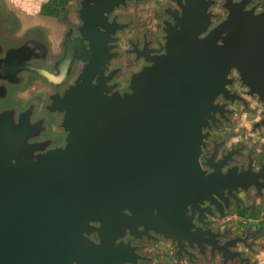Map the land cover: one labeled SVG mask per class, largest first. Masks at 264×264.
Wrapping results in <instances>:
<instances>
[{
  "label": "water",
  "instance_id": "obj_1",
  "mask_svg": "<svg viewBox=\"0 0 264 264\" xmlns=\"http://www.w3.org/2000/svg\"><path fill=\"white\" fill-rule=\"evenodd\" d=\"M124 2L110 0V10ZM177 2L163 52L145 56L126 90L108 83L97 42L82 56L51 105L63 112L62 147L33 157L23 126L0 119V264H138L120 239L125 228L159 233L178 254L209 247L221 264L248 262L235 248L250 247L247 233L220 240L206 219L226 218L250 190L262 196L264 159L243 145L220 150L223 141L200 155L211 128L229 119L226 101L246 103L234 80L264 108V9L222 3L227 12L213 22V0Z\"/></svg>",
  "mask_w": 264,
  "mask_h": 264
},
{
  "label": "flooded vegetation",
  "instance_id": "obj_2",
  "mask_svg": "<svg viewBox=\"0 0 264 264\" xmlns=\"http://www.w3.org/2000/svg\"><path fill=\"white\" fill-rule=\"evenodd\" d=\"M179 1L184 3V0ZM217 1L221 15L219 20L227 12L221 6L222 3L242 2L245 8H252L254 12L264 9V0H213L208 9L217 16L218 12L212 10ZM71 2L72 0H63L61 15L47 17V24L45 22L42 30H34L33 27L34 29L19 43L9 44L0 39L2 46L0 57L9 58L12 62L11 66L7 62H2L0 66V73L3 75L0 77V85L5 87L4 94L0 96V112L11 111L15 123L20 117L24 119L27 117L30 142L43 141L50 146L64 144L65 131L59 126L61 113L56 109H50V106L54 97L60 96L80 73L87 62L82 56L92 54L94 41L97 42L95 49L102 50L105 58L103 74L108 76V83L114 82L116 73L119 72L117 67H122V63L130 68V71L148 65L145 56L163 52L161 46L164 43V27L168 26V23L173 24L172 15L181 11L177 0H125L123 5L119 4L112 10L110 0H74V5ZM215 16L212 17L213 22L216 21ZM110 37L113 40H110ZM21 44L25 45L24 48L21 50L16 48L14 52L9 53L12 47ZM66 50L73 52L77 57L69 67L56 63ZM110 52H114L111 57ZM116 59L122 62L121 66L113 64L112 61ZM18 63L21 68L17 70L15 76L7 75L9 70L18 66ZM111 70L114 71L110 75ZM19 78L26 80L25 84L32 87V91L27 95L22 96L18 89L16 90L19 82H22L18 80ZM231 88L245 97L242 93L243 88L236 80ZM235 102L240 108L243 107L239 100L226 101L228 111L226 110L225 114L230 120H232L230 116L240 110L233 106ZM258 104L250 111L260 107L259 102ZM94 225L98 226V223L94 222ZM140 228L139 226L138 229ZM127 232V228L123 229L124 242L129 239L140 249L143 242L146 244L145 240L151 241L142 233L130 236ZM89 236L94 241H99L95 231Z\"/></svg>",
  "mask_w": 264,
  "mask_h": 264
},
{
  "label": "rangeland",
  "instance_id": "obj_3",
  "mask_svg": "<svg viewBox=\"0 0 264 264\" xmlns=\"http://www.w3.org/2000/svg\"><path fill=\"white\" fill-rule=\"evenodd\" d=\"M73 1L74 0H72V2H71L72 5H74ZM218 4H219V1H217L216 4L213 5V7H212V10L214 12H218V16L216 14L217 18H214L216 21H218L220 16H221L220 10H219L220 8H219ZM120 5H122V4H120ZM46 19H47V17H45L43 15L33 16V15H30L29 13H26L25 9H23L20 5H17L16 3H13L9 0H0V39L7 41L9 44H12V43L17 44L20 41H22L25 38V36L30 31H32L34 28H35L34 30H42V27L45 26V22L47 21ZM46 24H47V22H46ZM24 46L25 45H23V44H21L20 46H14L10 49L9 53L14 52L16 50V48H17V50H21L22 48H24ZM1 48H2V46H0V50H1ZM76 58L77 57L75 56V54L73 52L66 50L62 53V55H60V58L56 61V63L59 65L65 66V67H67V66L69 67V66L73 65L74 60ZM2 62L3 63L7 62V64L9 66H11L10 64L12 63L11 59L6 58V57H0V66H1ZM112 62H113V64L117 63L120 66L122 63L118 59L113 60ZM19 63H21V62H19ZM19 63L15 69L9 70L7 75L11 74L12 77H14L17 70L19 71V69L21 68L19 66L20 65ZM16 64L17 63H15V65ZM117 68L119 69V72L116 73L117 76H115L114 82L117 83V89H119L120 91L126 90L130 75L133 72L138 71L140 68H134V69L129 71L130 68H128L125 64L123 65V63H122V67H117ZM0 77H3V75H1V73H0ZM18 80H21V79L19 78ZM74 80H75V78H74ZM21 81L22 82H19L18 86L16 87V90L18 89V93L20 95L24 96V95H27L29 92L32 91V87L27 86V84H25L26 80L22 79ZM73 81L70 82L67 85V87L70 84H72ZM241 87L243 88V90L245 89L244 86H241ZM4 92H5V87L3 85H0V96H2L4 94ZM242 93H243V91H242ZM245 98H246V103L243 104L242 108H240V106L238 105L237 102H235L233 104V106H235L236 109H240V110L238 111L237 114H235V115L232 114L230 116L232 118V120L229 121L230 118L227 121L222 120L221 123L218 124V126H219L218 129L211 128V130H210L211 133L207 137L208 143L200 155V161L204 160V158H203L204 156H208L209 152L211 151V147L213 146V143L223 141L221 147L219 146V149L220 150L227 149L228 148L227 142L231 141V139H233L237 133L235 130V125L236 124L238 125L240 123V117L242 115L243 116L249 115V114H245L244 112H253L250 110H252V108H254V106H253L254 104H255V106L259 105L258 103H256L254 101L255 98L253 99L252 97H250L248 95H245ZM52 103H51V105H52ZM20 105H22V102H20ZM50 109H52L51 106H50ZM243 109H245V110H243ZM25 112L28 115V110H26ZM58 112L61 113V121H60L59 126L62 130H64L63 125H62L63 112L62 111H58ZM1 118L2 119L3 118L10 119L13 122V124L16 126H23L24 130L28 133V136L26 137V141L29 144L36 145V149L34 148L31 150V154L33 157L37 154H41V153L46 152L48 149L62 147L65 144V137H64V144L62 146H50L49 144H47V142H43V141L30 142L28 140L29 131L27 128V126H28L27 124L29 123V121H28L27 117H25V119L23 117L22 118L20 117L18 122L15 123L14 120L12 119L11 111H3V112H0V119ZM248 118H250V117H248ZM27 121H28V123H26ZM239 129H243V125ZM65 134H66V132H65ZM243 140L244 139H240V141H235V142L231 143L232 144L231 146L232 147H236V146L242 147V145L244 144ZM246 151L250 152V149H248ZM204 168L207 169L206 166H204ZM251 192H252V190L249 191V194H251ZM247 198H249V197H247ZM206 220L209 221V224H210L213 231H216L219 229L220 232H222V231L224 232V235L220 237V240H224L225 238L233 237L236 235L240 236V234L233 232L231 225L232 224L236 225V223L234 221H227L226 218H221L218 215H214L213 217L209 216V217H207ZM124 234H125V232H124ZM127 234H128V232H127ZM122 235L120 237L121 240H123ZM125 236H127V235L125 234ZM130 236H133V235H130ZM243 236H245V235L243 234ZM146 238L150 239L151 241L145 240L146 244H144L145 242H143V244L141 245L143 247L141 249L139 248V246L137 244L130 242L133 246H135L134 247L135 252L140 255V257L137 260L138 264H221L220 254L216 251L211 253L209 247H206L204 249V251L201 252L195 246L194 247H188L186 245V247H185L186 252H181L178 254L176 252L177 249L175 246V242H172L170 239L163 238V236L161 234L150 232V234L148 236H146ZM133 239H135V238H133ZM246 242H247V239H246ZM260 247L264 251V241H262L260 243ZM239 248L242 249L244 247L240 246ZM243 252H244V250L242 251V255H243ZM226 264H239V262L236 258H234L232 261H227Z\"/></svg>",
  "mask_w": 264,
  "mask_h": 264
},
{
  "label": "crops",
  "instance_id": "obj_4",
  "mask_svg": "<svg viewBox=\"0 0 264 264\" xmlns=\"http://www.w3.org/2000/svg\"><path fill=\"white\" fill-rule=\"evenodd\" d=\"M9 1L20 5L25 9L26 13L33 16L56 17L62 13L63 0ZM254 98L255 101L256 97ZM255 102L258 103L259 101L257 102L256 100ZM253 106L255 107V104ZM256 108L253 112H244L245 114H249L248 116L242 115L240 117V123L236 124L237 126L235 125L237 133L231 141L227 142V146L230 147L231 143L244 139V149H250L253 153L258 154L259 157L264 159V124L261 121L264 118V108L261 103L260 107ZM242 125L243 129H239ZM253 193L254 191L252 190L248 196L241 194L242 203L238 207L231 208L229 215L226 217L227 221H234L236 223V225H231L234 233H238L240 236L247 233L246 239L250 247L242 242H238L236 249L244 250L242 256L248 257V262L239 264H264V251L260 247V243L264 241V191L262 196L254 195ZM240 246L244 247L242 248L243 250L239 248Z\"/></svg>",
  "mask_w": 264,
  "mask_h": 264
}]
</instances>
